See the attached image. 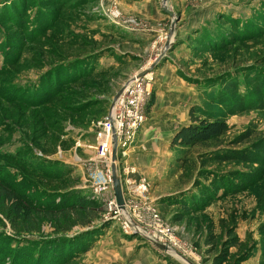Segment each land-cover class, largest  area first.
<instances>
[{
    "label": "rangeland",
    "instance_id": "obj_1",
    "mask_svg": "<svg viewBox=\"0 0 264 264\" xmlns=\"http://www.w3.org/2000/svg\"><path fill=\"white\" fill-rule=\"evenodd\" d=\"M164 1L168 12L162 11ZM142 3L160 6L162 21L131 11L130 6ZM170 12L179 17L176 28H182L183 17L188 24L181 30H188L179 40L172 39L159 60L164 37L172 34ZM158 24L163 29H157ZM210 40L218 41L213 48L221 50L209 49L212 44L207 48ZM165 65L176 71L184 88L180 109L185 113L188 106H198L228 113L229 130L218 141L189 152L170 148L169 142L159 157L164 160L154 166L159 174L151 180L136 176L137 170L129 166L135 143L125 149L122 164L134 170L133 181L144 178L149 183L141 196L121 183L124 210L136 223L135 232L126 233L122 220L107 216L106 202L113 194L94 195L88 185L89 172L107 168L95 151V131L122 85L141 73L140 83L144 88L148 84L149 91L143 113L147 121L154 92H161L155 85L156 70ZM201 79L209 83L196 81ZM224 81L236 86L227 90L232 98L226 95ZM38 104L43 105L35 107ZM238 138L246 140L233 146ZM258 145L264 147V0H0V157H5L0 158V178L19 183L20 176L26 177L30 185L18 187L36 199L41 189L86 196L100 210L92 226L107 223L94 247L67 264H212L218 256L225 258L223 264H262L264 153L257 163L206 165L219 175L240 173L245 182H222L225 190L242 185L236 194L199 176L201 154L250 151ZM179 159L187 164L180 168ZM197 183L206 184L209 193L203 194ZM180 203L196 209L206 206L188 212ZM9 206L0 202V232L7 238L30 242L59 235L48 222L27 231L22 220L8 213ZM82 230L72 227L65 236ZM229 231L236 246L224 252L221 245ZM147 234L167 239L172 248L159 250L154 243H161L151 242ZM14 248L13 242L0 240V264H9Z\"/></svg>",
    "mask_w": 264,
    "mask_h": 264
},
{
    "label": "trees",
    "instance_id": "obj_2",
    "mask_svg": "<svg viewBox=\"0 0 264 264\" xmlns=\"http://www.w3.org/2000/svg\"><path fill=\"white\" fill-rule=\"evenodd\" d=\"M204 34H207V32H204L203 36ZM211 44L213 46H211ZM216 44H219V42L217 41V43H214V41L210 40L207 41L206 46L207 48L211 46L209 49H214ZM214 50L220 51L221 49ZM225 74V76H227L230 72H226ZM196 81L209 83V80L203 79ZM224 82L225 83L222 84L225 88L226 95L232 98L230 93L233 92L227 90L231 88L235 90L236 86L231 82ZM205 96L208 95L205 93ZM41 105L43 104H38L35 107H40ZM228 115V113L208 112L198 106L189 107L188 123L175 132L170 140V148L179 147L180 150L189 152L194 147L218 141L229 130L226 122V117ZM244 140L246 139L238 138L232 145L237 146ZM263 153L264 147L259 145L250 151L246 148L240 150L220 149L209 151L199 156L201 162L199 176L202 178H210L212 180V185H216L224 190V192L236 194L241 191L242 185H233L231 188H226L225 190L222 182L226 178L245 182L240 173L234 171L227 175H219L205 169L206 165L212 162L220 163L229 161L250 164L257 163ZM40 160L43 161L42 159ZM43 162H45V160ZM185 164H187L185 159H179L177 161V166H180V168ZM43 178L50 179L49 176L46 177L45 175ZM23 182L30 185L32 181L26 177L20 176L19 183L21 184ZM19 183L16 181L9 182L0 178V202L3 203L6 201L10 203V206L7 208L8 213H13L18 220H22L23 226L25 227L24 229L27 228L26 230L29 232L31 230H37L36 228L41 226V223L48 222L51 224V227L58 228L57 233H59V235L47 239L40 237V240H32L29 242L28 240L16 238L14 241L0 232V240H8L15 244V248L10 255L9 264H67L70 260L87 253L94 247L100 239V231L107 225L105 222L92 226L100 214L99 206L94 201L86 196H79L77 193L71 191L61 193L56 190L46 191L43 189H41L42 192L39 193L40 196L36 199L24 195V190L18 187ZM197 187L203 190V194L209 193V188L206 184L197 183ZM205 204L196 209L190 205L187 206L184 203H180L184 210L188 212L203 210L206 206ZM183 216L184 215L179 216L178 219L181 221ZM76 226L84 230L72 236H65V232H68L72 227ZM236 240V237H233L232 231H229L227 239L222 242V251L227 252L228 249L235 247ZM210 242L212 241L208 240V243ZM222 260H225V258L223 257L221 259V257L218 256L212 264H223L225 261ZM32 261L33 263H31ZM262 264H264V261Z\"/></svg>",
    "mask_w": 264,
    "mask_h": 264
},
{
    "label": "built area",
    "instance_id": "obj_3",
    "mask_svg": "<svg viewBox=\"0 0 264 264\" xmlns=\"http://www.w3.org/2000/svg\"><path fill=\"white\" fill-rule=\"evenodd\" d=\"M111 14L115 18H118L120 15L118 11H112ZM157 29H163L162 25L158 24ZM172 39L173 36L171 34L168 35V39L167 35L164 37V45L160 54L164 51L166 42L171 41ZM135 77L136 78H133L122 85V91L116 98L113 108L108 110L106 116L98 123L95 131V151L98 159L105 164L107 168L105 170L100 169L97 172L88 173V185L93 189L92 191L94 195L99 196V194L108 193L109 191L113 194V197L106 202L108 204L107 216L112 220H122V228L126 233L135 232L134 227L136 223L132 221L133 219L130 214L127 217V215H124L125 213L122 212L123 210H119L116 205L113 191L112 166H116L117 173L120 177L121 183L123 181L124 187L128 190L132 189L133 194L136 196L145 195L149 188V183L144 178L138 183H135L133 181L134 178L132 179L131 176L133 175L134 170L131 167L126 166L124 163L122 164L123 157L125 156V149L130 148L136 142L138 132L146 122L143 113L145 110V101L149 95L147 89L148 84L144 88L142 83H140L141 78L138 75ZM114 145L116 149L115 160L112 159ZM101 162H98L96 165L100 166L102 164ZM88 163L92 166L95 161L93 160V163L89 161ZM127 173H130V177H128L132 181L127 178ZM124 204V209H126L127 203L125 201V196ZM136 227L138 228V226ZM147 236L150 240H155V242L157 241L169 249L172 248L171 242L167 239L161 237L154 239L152 235L148 234Z\"/></svg>",
    "mask_w": 264,
    "mask_h": 264
},
{
    "label": "crops",
    "instance_id": "obj_4",
    "mask_svg": "<svg viewBox=\"0 0 264 264\" xmlns=\"http://www.w3.org/2000/svg\"><path fill=\"white\" fill-rule=\"evenodd\" d=\"M130 7H132L131 11L136 13V15H140L143 18L146 17L152 22L162 21L163 19L161 18L160 6L153 7L150 3H142L139 6L132 5ZM172 8L174 7L172 6ZM186 23L187 20L182 17L181 25L186 26L188 24ZM183 26L182 28H179L180 25H177V28L175 26L176 30L173 35V41L179 40L181 35L187 33L188 27L181 30ZM156 75L155 85L159 87L161 92H154L151 99L153 110L148 113V119L144 123L134 146L130 150L131 156L129 162V166L137 170L136 176L144 175L148 180H151L155 174L156 176L159 174L160 170L158 166L157 168L154 166L159 161L164 160L159 158L163 152V146L168 145L175 132L188 123L189 106L185 113L179 106V101L184 99L183 95L185 92L176 75V71L168 65H165L156 70Z\"/></svg>",
    "mask_w": 264,
    "mask_h": 264
},
{
    "label": "water",
    "instance_id": "obj_5",
    "mask_svg": "<svg viewBox=\"0 0 264 264\" xmlns=\"http://www.w3.org/2000/svg\"><path fill=\"white\" fill-rule=\"evenodd\" d=\"M163 4L165 5L166 1H164ZM165 6L167 7V5H165ZM164 7H163V11L164 12H168V9L166 7L165 8ZM169 15L174 18V21L172 22L171 28L169 30V33H173L174 32L175 23L179 20V17H175V15L172 12H170ZM171 44H172V40L166 42L165 47H164L165 49L160 54L159 60L162 59L166 55L165 53L170 49ZM154 66H155V64L153 66H151L150 69H148L147 71L151 70ZM142 74L143 73L139 74V77H141ZM121 91H122V88L113 97L109 110H111L113 108L114 102H115L116 98L118 97V95L120 94ZM115 152H116V149H115V145H114V148H113V151H112V159L113 160H115V158H116ZM112 178H113V191H114V197H115L116 205H117L119 210H123L124 209V200H123L122 185H121V180H120V177H119V175L117 173V169H116L115 165L112 166ZM154 244L159 250H161L163 252H167L168 251V248L166 246L161 245V244H156V243H154Z\"/></svg>",
    "mask_w": 264,
    "mask_h": 264
},
{
    "label": "bare ground",
    "instance_id": "obj_6",
    "mask_svg": "<svg viewBox=\"0 0 264 264\" xmlns=\"http://www.w3.org/2000/svg\"><path fill=\"white\" fill-rule=\"evenodd\" d=\"M164 6H165V5H164ZM174 30H175V29H174ZM172 36H173V33H172ZM167 39H168V37H167ZM134 77H135V76H134ZM132 78H133V77H132ZM132 78H131V79H132ZM131 79H130V80H131ZM122 191H123V190H122ZM123 196H124V195H123ZM122 212L125 213L124 215H127V214H128L124 209H123ZM124 215H123V216H124ZM127 217H128V215H127ZM135 229H136V228H134V230H135ZM149 240H150V239H149ZM150 241L153 242V243L155 242V240H150ZM168 249H169V248H168Z\"/></svg>",
    "mask_w": 264,
    "mask_h": 264
}]
</instances>
